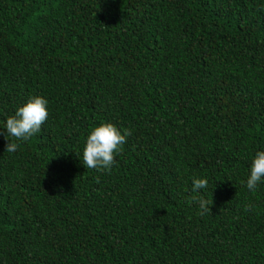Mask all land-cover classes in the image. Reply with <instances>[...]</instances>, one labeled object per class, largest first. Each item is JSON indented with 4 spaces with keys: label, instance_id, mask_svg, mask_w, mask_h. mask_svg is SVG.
<instances>
[{
    "label": "trees",
    "instance_id": "trees-1",
    "mask_svg": "<svg viewBox=\"0 0 264 264\" xmlns=\"http://www.w3.org/2000/svg\"><path fill=\"white\" fill-rule=\"evenodd\" d=\"M104 123L131 135L87 169ZM0 132V264H264V0H0Z\"/></svg>",
    "mask_w": 264,
    "mask_h": 264
},
{
    "label": "clouds",
    "instance_id": "clouds-1",
    "mask_svg": "<svg viewBox=\"0 0 264 264\" xmlns=\"http://www.w3.org/2000/svg\"><path fill=\"white\" fill-rule=\"evenodd\" d=\"M47 105L48 101L45 98L36 96L31 98L24 106L18 108L15 115L8 117L6 120V139L11 136L15 140L28 141L38 133L49 116ZM0 135H5V133L0 132ZM130 135L129 130L125 129L122 134L111 123L94 127L86 139L83 150V165L87 169L110 171L115 163V156L122 151V147ZM17 148V143L8 140L6 152H15ZM262 179H264V151H259L252 161L250 175L246 182L247 188L255 192ZM207 186V179H193L192 192L194 195L191 200L199 205L201 215L211 212L209 205L212 202L198 195V191L207 188ZM252 207L249 204L245 211L250 210Z\"/></svg>",
    "mask_w": 264,
    "mask_h": 264
}]
</instances>
